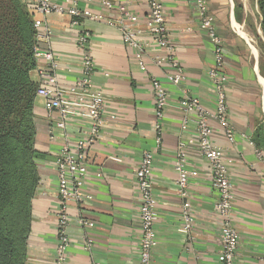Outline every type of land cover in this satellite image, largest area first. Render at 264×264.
<instances>
[{"label":"crops","instance_id":"1","mask_svg":"<svg viewBox=\"0 0 264 264\" xmlns=\"http://www.w3.org/2000/svg\"><path fill=\"white\" fill-rule=\"evenodd\" d=\"M101 0H80L79 8L117 18L118 12L100 6ZM168 35L175 46V57L184 70L180 87L168 83L172 71L158 67L152 59L163 55L153 49L146 58L147 70L139 71L131 51L123 44L117 28L106 22L78 19L67 14L36 15L51 31L49 40L36 41L42 50H50L57 59L56 75L69 85L80 76V32L90 33V56L96 67L92 77L96 89L106 95V127L87 153L88 182L83 192L91 197L79 210L70 207V245L65 252L66 264H137L140 227L139 198L133 174L144 153L153 155L152 191L157 202L155 225L157 246L153 264H220V223L214 213L216 194L211 186L208 165L197 145L192 125L182 129V114L177 102L183 91L215 112V91L208 72L214 65L213 45L199 29L195 5L188 0H161ZM224 49V73L227 76L226 100L228 119L234 141L230 143L223 129L212 123L213 141L222 148L227 161L234 194L233 216L240 237L236 264H264V40L260 27L257 0H206ZM65 5L64 0H55ZM130 8L137 16L134 28L145 30L146 8L142 0H132ZM44 33V28L39 29ZM39 82L38 73H30ZM162 83L171 106L155 128L150 79ZM36 128L34 147L39 185L31 203L30 233L26 242L25 264H52L55 257L56 214L60 205L56 194L54 163L63 144L61 134L51 141L44 100H34ZM74 122L67 127L71 139L85 130ZM258 133L261 137H258ZM159 139V143L157 140ZM179 143L184 144L186 169L191 173L188 193L193 209L194 226L183 230L182 199L176 186L174 163ZM99 174L100 177L96 175ZM79 211L92 224L80 227ZM91 240L86 247V240Z\"/></svg>","mask_w":264,"mask_h":264},{"label":"built area","instance_id":"2","mask_svg":"<svg viewBox=\"0 0 264 264\" xmlns=\"http://www.w3.org/2000/svg\"><path fill=\"white\" fill-rule=\"evenodd\" d=\"M21 1L39 16L67 14L73 20L74 25H78V19L81 18L106 22L120 32L122 42L131 51V56L139 71L146 72L147 55L156 49L162 51L163 55L154 57L152 63L158 67H167L172 71L166 77L168 83L176 87L184 84L185 73L175 57L176 49L168 35L161 0H142L146 8V25L143 31L132 26L138 18L131 11V4L120 2V0L100 1L101 7L118 12L117 18L114 19L80 9L78 6L80 0H64L65 5L58 4L55 0ZM124 1L132 2V0ZM188 1L195 5L199 29L207 35L213 45L214 65L209 70L208 76L215 91V112L207 111L200 101L186 95L184 91L182 98L177 102V107L182 114V129H187L190 125L194 127L198 149L210 170L211 186L216 194V201L213 205L214 213L220 223L221 251L218 260L220 264H236L240 237L233 216L234 194L227 161L223 158L222 148L213 141L214 129L212 127V123L216 122L223 129L226 139L233 143V129L228 119L226 100L228 81L224 73V49L208 2L206 0ZM34 27L37 31L44 28V33H38L36 36L37 41L50 39L51 31L45 27L43 22L35 21ZM77 45L82 51L80 76L69 85L62 84L55 73L57 68L55 55L50 50H42L39 47L34 49V60L39 77L36 97L44 100V109L51 121L48 136L51 141L55 140L58 134H61L63 138V144L54 163L57 178L56 194L60 208L56 214L57 244L52 264H66L65 252L71 242L68 235L71 224L70 207L76 206L79 210L91 200V197L83 192V188L89 181L87 153L106 127L104 112L107 98L103 92L95 88L92 81L96 67L90 56V33L82 30L77 36ZM150 86L153 91L155 115L158 119L155 128L160 132V122L171 106L170 97L157 79L151 78ZM74 122L84 124L86 129L76 139H71L67 127ZM157 142L159 143V139ZM152 165L153 155L146 152L142 155L133 174L136 194L139 198L138 218L141 234L137 264H153V250L157 246L155 225L158 221V212L152 191ZM174 170L177 174L178 194L182 199L181 222L183 230L188 233L192 231L195 220L188 193L191 173L186 169L183 143L178 145ZM96 176L100 177L99 174ZM81 212L79 211L76 219L77 224L80 227H91L92 224ZM91 244V240H86L87 248Z\"/></svg>","mask_w":264,"mask_h":264},{"label":"trees","instance_id":"3","mask_svg":"<svg viewBox=\"0 0 264 264\" xmlns=\"http://www.w3.org/2000/svg\"><path fill=\"white\" fill-rule=\"evenodd\" d=\"M264 40V0H257ZM36 14L0 0V264H25L31 203L39 185L34 122ZM42 49V48H41ZM258 137L261 135L258 133Z\"/></svg>","mask_w":264,"mask_h":264}]
</instances>
